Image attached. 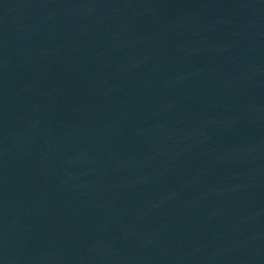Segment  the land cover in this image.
Masks as SVG:
<instances>
[{"label":"water","instance_id":"water-1","mask_svg":"<svg viewBox=\"0 0 264 264\" xmlns=\"http://www.w3.org/2000/svg\"><path fill=\"white\" fill-rule=\"evenodd\" d=\"M0 264H264V0H0Z\"/></svg>","mask_w":264,"mask_h":264}]
</instances>
